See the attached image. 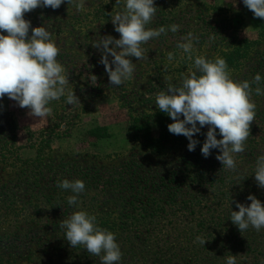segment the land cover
Masks as SVG:
<instances>
[{
	"label": "rangeland",
	"instance_id": "obj_1",
	"mask_svg": "<svg viewBox=\"0 0 264 264\" xmlns=\"http://www.w3.org/2000/svg\"><path fill=\"white\" fill-rule=\"evenodd\" d=\"M155 4L157 13L149 27L179 24L180 29L143 45L147 58L136 61L132 57L137 65L134 78L118 88L110 86L107 72L99 63L101 53L91 44L99 36L119 38L110 20L121 7L116 0H83L79 10L74 3H64L49 13L40 7L24 13L32 27L44 24L52 32L60 48L57 59L69 76L68 87L81 101L73 107L61 97L51 102V114L38 120L6 94L0 100V161L9 163L6 170L0 169V182L17 190L19 200L18 209L6 224L11 231H0V239L11 237L20 247L30 244L31 254L37 257L34 264H87L90 257L94 260L95 256L82 246L69 245L60 221L83 209L96 216L99 226L104 220L109 226L119 222L133 200L129 192L120 195L124 191L118 185L124 184L122 177L140 173L156 181L199 151L207 126L194 135L200 141L194 151L188 150L189 141L185 138L167 154L153 153L132 136L134 132L144 136L147 130L153 137L159 136L158 114L162 112L155 107L156 93L194 70L193 61L176 47L181 36L192 32L199 37L194 41L193 56L223 58L240 49L243 68L230 74L235 80L251 81L257 72L263 73L259 69L264 65V39L260 40L259 35L262 18L254 17L242 0H155ZM246 40L252 42L247 51L241 49ZM169 51L174 53L172 61L168 60ZM92 75L97 79H92ZM253 85L255 117H262L264 94H256L257 86ZM138 119L141 122L137 128L134 122ZM255 125V121L250 124ZM96 129H104V133L99 131L102 137H96L97 133L92 136L90 132ZM33 171L43 176L35 191L32 185L24 186L34 182ZM64 178L81 179L91 185L88 192L80 194L78 208L67 203L72 193L57 186V181ZM34 193L37 200L31 203L29 196ZM37 246L41 247L39 251ZM20 247L13 251L17 256L22 253L23 259L26 252ZM18 264H29L28 259L19 260Z\"/></svg>",
	"mask_w": 264,
	"mask_h": 264
},
{
	"label": "clouds",
	"instance_id": "obj_2",
	"mask_svg": "<svg viewBox=\"0 0 264 264\" xmlns=\"http://www.w3.org/2000/svg\"><path fill=\"white\" fill-rule=\"evenodd\" d=\"M64 3H74L77 10L83 6V0H0V100L6 94L19 107L29 109V114L38 120L48 117L51 102L61 97L67 105L81 104L68 87L69 76L57 59L60 48L52 32L44 24L32 27L31 21L24 18V13L37 7L55 10ZM242 3L254 17L264 18V0H242ZM116 4L121 7L110 20L119 38L99 36L91 44L101 53L99 63L107 72L110 86L118 88L134 78L137 65L132 57L136 61L147 58L143 45L166 32L177 33L180 25L149 27L157 13L155 0H116ZM198 39L189 32L177 41L176 47L193 61L194 70L156 93L155 107L172 118L169 132L185 136L189 151H194L200 143L194 135L207 126L201 154L207 158L213 149H218L216 159L222 168L235 172L236 154L245 151L250 124L255 119L252 85H259L264 76L257 72L251 81L233 79L224 58L193 56L194 41ZM173 59L174 53L169 51L168 60ZM92 79L97 77L92 75ZM255 92L264 94L259 86ZM252 176L257 186L264 188V152L257 155ZM57 186L72 193L67 203L78 208L80 194L85 192L84 181L64 178L57 181ZM247 200L251 203L236 202L238 211L231 208L230 220L241 233L250 227L257 231L264 229V203L253 194H249ZM59 226L72 248L82 246L99 258V264H122L123 252L115 233L101 228L95 215L77 210L62 219ZM196 241L204 245L206 240L198 236ZM225 264H237L236 255L226 256Z\"/></svg>",
	"mask_w": 264,
	"mask_h": 264
},
{
	"label": "trees",
	"instance_id": "obj_3",
	"mask_svg": "<svg viewBox=\"0 0 264 264\" xmlns=\"http://www.w3.org/2000/svg\"><path fill=\"white\" fill-rule=\"evenodd\" d=\"M50 9L45 8L46 13ZM259 35L263 40L264 18L260 20ZM251 45L252 42L246 40L241 49L247 51ZM238 50L234 49L223 57L230 74L238 73L243 68L240 62L244 56L238 55ZM259 69L263 70L264 76V65ZM261 83L254 85L264 89ZM158 115L161 129L158 137H153L150 130L144 136L139 132H134L135 136H132L153 153L164 155L178 147L186 137L170 133L168 124L172 123L171 117L163 112ZM141 119L134 122L137 128ZM254 121L256 125L250 126L245 151L236 154L235 172L222 168L221 162L216 159L218 149H213L205 158L200 145L194 157L185 159L178 168L161 179L154 181L140 173L120 179L124 183L118 184L124 190L120 191V195L129 192L133 200L130 206L127 204L128 209L119 222L109 226L104 220L100 227L115 233L123 252L122 264H225V257L232 254L236 255L237 264H264V229L257 231L250 227L241 233L230 220L231 208L238 211L236 202L251 203L247 200L249 194L264 203V188L258 187L252 176L256 157L264 152V116L258 115ZM99 131L104 133V129L90 133L102 137ZM8 165L7 160L0 161L1 170H6ZM33 172L31 177L34 182L29 181L24 186L32 185L35 191L39 187L36 183L43 176L37 171ZM127 179H131L129 183ZM90 189L91 185L86 182L85 192ZM25 194L29 195L28 192ZM17 195L18 191L11 189L8 183L0 182V231H11L6 224L18 209ZM123 196L120 199L126 202ZM29 199L35 203L37 194L30 195ZM198 236L206 240L204 245L196 241ZM16 242L11 237L0 239V264H18L19 260L25 259L29 264L36 263L37 257L28 248L30 244L20 247ZM18 247L26 252L23 259L20 258L22 253L14 255L13 250L16 251ZM40 249L37 246L36 251ZM92 258L88 259L87 264H99L98 257Z\"/></svg>",
	"mask_w": 264,
	"mask_h": 264
}]
</instances>
